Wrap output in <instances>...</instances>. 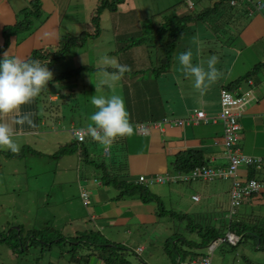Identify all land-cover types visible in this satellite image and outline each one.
Returning a JSON list of instances; mask_svg holds the SVG:
<instances>
[{
    "label": "crops",
    "instance_id": "obj_1",
    "mask_svg": "<svg viewBox=\"0 0 264 264\" xmlns=\"http://www.w3.org/2000/svg\"><path fill=\"white\" fill-rule=\"evenodd\" d=\"M33 1L0 0V58L9 52L21 59L47 60L48 68L53 72L48 87L32 104L24 106L33 114L34 125H18L14 138H20L22 142L30 138L40 146L39 149L45 147L55 151L48 154L55 158L54 154L63 145L74 147L71 144L77 139L71 128H88L90 115L97 111L91 103L86 107L81 105L77 95L89 102L94 95L118 94L125 100L134 133L116 137L111 142L114 156L110 145L102 144L113 163L121 162L116 172L125 173L122 178L134 183L142 175L152 181L176 176V181L142 185L154 195L152 201L144 202L138 193L123 195L122 189L107 184L103 179L105 172L113 171L106 164L98 169L93 158L99 153L101 143L88 134L84 142L77 144V152L56 158L55 180L65 188L57 187L55 190L59 192H54V196L77 199L73 203L76 207L72 208L76 215L66 217L72 222L71 228L78 231L87 226V221L95 220L103 238L130 248L143 264H193V259L199 258L196 251L200 248L202 256L210 258L211 264H264V188L248 197L231 217V180H184L180 176L185 173L179 174L173 166L177 155L187 150L197 151L203 162L189 172L202 166L214 169L229 166V153L223 143V123L218 120L195 124L191 115L195 110H203L209 117L220 116L222 88L253 73L254 69L256 73L252 77L242 80L237 87H234L235 83L230 89L247 97L236 147L245 155L264 159V7L257 6L264 0H247L253 5V12L239 31L231 35L205 32L196 44L175 48L170 69L163 73L156 71L159 63L155 62L152 49L135 39L142 33L139 20L149 19L153 13L147 8L141 15L136 11L135 0H124L118 10L110 14L104 10L100 16V34L90 36L91 39L88 37L84 44L79 39L85 32L95 33L92 18L101 0H39L40 15H31L30 27L6 36V27L15 26L27 13L32 14L29 5ZM134 25L138 27L132 32ZM103 28L105 32H102ZM107 34L111 36L105 38ZM205 47L211 51L210 56L206 55ZM188 49L193 52L192 63L205 70L211 56L218 58L215 67L220 73L219 78L203 93L194 88V77L187 76L178 62L179 54ZM120 66H127L128 70L121 73ZM75 70L78 72L72 73ZM67 102L74 113L64 117L70 122L68 132L71 139L58 133L52 137L58 140L56 144L46 147L50 140L46 135L56 130L53 124L46 128L49 125L47 117H55L56 114L60 123ZM164 118L185 122L180 126L170 123L163 124L161 128L154 126ZM139 123H146L149 131L142 132ZM84 143L89 150L84 151ZM75 153L78 157L71 159ZM60 174L64 178H60ZM249 177L264 181V168L252 170L241 166L239 178ZM192 182L196 185L190 187L189 192L179 191L175 186ZM83 190L88 192V201L83 200ZM172 196L180 198V204L188 207L187 211L191 213H184L182 217L183 214L173 211L171 203L167 202ZM194 196L199 199L195 200ZM232 221L240 224L234 230L231 229ZM209 225L216 228L218 235L207 245L200 246L202 239L193 229ZM240 228L246 230L239 234ZM186 230L191 231V237H186ZM230 236L232 240L228 239ZM184 248L193 250L196 257L189 258ZM96 259V264H104Z\"/></svg>",
    "mask_w": 264,
    "mask_h": 264
},
{
    "label": "rangeland",
    "instance_id": "obj_2",
    "mask_svg": "<svg viewBox=\"0 0 264 264\" xmlns=\"http://www.w3.org/2000/svg\"><path fill=\"white\" fill-rule=\"evenodd\" d=\"M215 1L216 0H135L137 4L136 11L141 12V15L145 13V9L147 8H149V11L153 10L152 16H150L149 19L144 18L142 19V22L139 20L138 25L141 24L140 32L142 33H139L135 39L138 41L141 40V44L146 43L148 48L152 49V55L156 62V60L158 61L159 59L158 55L162 58V53L158 54L154 47L151 48V40L153 39L152 33H154V29L152 28L154 27L153 20H156V23H161L162 21L171 18L173 15L177 17L176 15H182V13H194V11L198 13L211 6ZM140 2L145 5H142ZM171 5L177 6V8H171ZM29 6L31 7L32 4ZM107 12L110 14L112 11L107 9ZM153 17H155V19ZM24 18L25 17H23V19ZM188 25L191 28H189L188 31L183 33L182 36L177 39V46L175 48H179V46L187 47L192 44H196L198 40H202L205 32H214L202 22H189ZM137 27L138 26L134 25L132 32L135 31ZM150 30H152V32H150ZM105 31V28H103L102 32ZM222 34L223 32L221 31L220 35ZM166 35L167 34H165L164 37H166ZM110 36L111 35L107 34L104 37L109 38ZM88 39L91 38L89 37ZM205 52L206 55L210 56L211 51L207 47H205ZM74 98L75 97H72V99ZM77 98L78 102L85 107L91 103V101L88 102V100H81L79 94L77 95ZM71 103L74 104L75 102ZM65 105V115H62L60 118V123L56 114H54L55 117L52 115L47 117L49 125H47L46 128L53 124V126L56 127V130L51 134L46 135V138H50L49 142L46 143V147H52L56 144L58 140L52 137H56L58 133L64 134L71 139L68 132L70 122L64 120V117L74 115V113L72 112L73 110L70 109L71 106L68 108V102ZM14 139L21 146L20 150L25 148L24 153H26V155L10 157L7 155L10 150L0 149V238L4 239V237L8 236L11 232V237L8 241L6 240L7 242L0 240V264H68L67 261H71L76 255H78V257H84L80 258L81 261L79 260L78 263L70 264H96V258H86L89 251L87 247L88 243H85L87 240L80 245L81 252L73 250V246L71 245L72 242L69 241V239L73 240V238L77 237V240H80L82 239V234L86 233L88 236L91 232H101V230L98 229L95 220L92 221L89 219L86 223L87 226H84V229H79L77 231L76 229L73 230L71 228L72 222L66 219V217L68 215L71 217L76 215L72 208L76 207V204L73 203H75L77 199L70 196L67 199L54 196V192H59L58 190H55L57 187L62 190L65 188L59 185L55 180L54 174L57 172V159L48 155L54 153L55 151L51 152L52 150H48L45 147H43L42 150L39 149L40 146L32 142V139L30 140V138L28 141L23 142L20 141V138L15 137ZM93 145L90 144V146ZM99 146V153L96 155L97 158L94 156L93 160L97 164H106V167L113 172H116V169L119 170L120 167L118 163L121 164V162L113 163L111 155L105 154V148H103V145L100 144ZM110 149L112 153L113 147L111 145ZM112 155L114 156V152ZM75 156L78 157L77 153H75L71 159ZM91 159L92 157L89 158V160ZM88 165L90 166L91 164ZM100 174L102 173L100 172ZM121 174L125 175L123 172H121ZM60 178H64V175L60 174ZM195 185L196 183L192 182L180 183L175 186L179 187V191L183 189L184 191L189 192L190 187ZM190 193L189 199L192 195V192ZM68 195H70V193H68ZM179 199L180 198L177 196H172L167 202L171 203L170 207L174 209L173 211L180 214L191 213L187 211L188 207L180 204ZM185 200H187V198H185ZM19 226H23L24 231L22 232V236L24 240L18 239L14 235L16 231L18 232ZM33 227L38 228V230H42L46 237L63 236L66 238V241L61 240L59 243H56L51 250L46 249L44 252L41 251L40 247H32L23 250L19 244H23L25 241L27 242L25 246L27 247L29 245L28 242L30 239L27 238V235L30 232L29 230L34 229ZM181 228L183 230V226ZM48 229H55L56 233L49 232ZM102 233L105 234V232ZM185 234L186 237H191L190 230H186ZM89 238L91 239L92 237ZM84 239L86 238H83V240ZM73 244L75 247L77 241L73 242ZM184 249H186L185 252L188 253L189 258L196 257V255H193V250L190 248ZM200 249H197L196 252L199 259H202L205 256H202V250ZM183 254L185 255V253ZM130 258L133 264H143L139 261V258L136 257L134 252L130 254Z\"/></svg>",
    "mask_w": 264,
    "mask_h": 264
},
{
    "label": "trees",
    "instance_id": "obj_3",
    "mask_svg": "<svg viewBox=\"0 0 264 264\" xmlns=\"http://www.w3.org/2000/svg\"><path fill=\"white\" fill-rule=\"evenodd\" d=\"M123 1L124 0H101L100 5L98 6L95 12L96 15L92 18V22L95 26V33L89 34L85 32L83 35H81L79 42L84 44L88 37L98 36L101 32V29L99 27L101 13L106 9L111 11L118 10V5L121 4ZM231 1L232 0H216L211 6L203 9L198 13L194 11V13H188L186 15H176L177 17L173 15L171 18L166 19L161 23H156V20H153L154 27L152 28L154 29V33H152L153 39L151 40V47H154L158 54L162 53V58H160V56L158 55L159 65L156 71H158V73H163L170 69V64L173 59L175 47L177 46V39L190 28L188 25L189 22H202L214 32L222 31V35H231L233 32L239 31L241 27H243L244 23L248 21L249 15L253 12V5L248 3L247 0H233L235 1V3H231ZM171 8L176 9L177 6L172 5ZM31 9L32 14L27 13L28 15L25 16V18L22 19L20 22H18V24H16L15 26H8L4 29L6 36L15 31H25L26 29H28V27H30V24L33 20V16L40 15V1L34 0ZM153 18L155 19V17ZM150 32H152V30H150ZM165 34H167L166 37H164ZM75 40L78 41L77 39ZM255 70L256 69L253 70V73L247 74V76L240 78L238 81L233 82L226 88L232 89V86H234L235 83L236 85L234 87H237L242 80L246 81L250 77H252L254 73H256ZM77 72L78 70H75L72 73ZM78 143V141H76V143L73 142L71 145H73L74 147H68V145H63L54 154L55 158L62 157L63 155L71 152H77ZM83 148L84 151L87 149L89 150V146L85 143ZM24 149L25 148L21 149L19 153H12L11 151H8L9 153L7 155L10 157L26 155V153H24ZM200 158H202V156L197 151H182L177 155L176 162L173 166L179 172H188L189 170L203 163ZM103 165L104 164H98L99 168H101ZM251 169L255 170V168ZM122 176L125 175L117 172H110L109 174L105 172V174H103V179H106L105 182L107 184H114L115 187L122 189L121 194L123 195H135L136 193H138L141 195L142 200L144 202H149L154 199V195H151L148 187L130 183L127 178L123 179ZM183 216H185V214H183L182 217ZM230 224L232 230H234L235 227L240 225L239 223H234L233 221ZM33 228L34 229L29 230L30 232L27 235V238L30 239V241L28 242L29 245L26 247L25 244L27 242L25 241L23 242V244H19V246H21L23 250L32 247H40L41 251L44 252L46 249L51 250L53 246L56 243H59L61 240L66 241V238H64L63 236L46 237L42 230H38V228L36 227ZM240 229H238L239 234L243 233L246 230L241 229L240 231ZM23 231V226H19L18 232L16 231L14 235L18 239L24 240L22 236ZM48 231L56 233L55 229H48ZM193 231H196L195 233H197V235L202 239L201 243L198 244L200 246L207 245L212 239H214L218 235L216 228L212 227V225H209L207 227H200L197 229L196 227H194ZM10 237L11 232L8 234V236H5L4 239L0 238V240L7 242ZM89 237L92 238L90 239ZM77 238H73V240L69 239V241L72 242V249L81 252L80 245L85 242V240H87L85 243H88V250L92 252L88 251V256H86V258L96 257L99 260L103 261L104 264H133L130 259V254L134 251H132L130 248L121 245L120 243L111 242L110 240L103 238L101 233L98 231L91 232V234L88 236L86 233L82 234V239L80 240H77ZM83 238L86 239L83 240ZM75 241H77V244H75L76 246L74 247L73 242ZM83 257L84 256L78 257V255H76L72 258L71 261L68 260L67 262L68 264L78 263L80 258Z\"/></svg>",
    "mask_w": 264,
    "mask_h": 264
},
{
    "label": "clouds",
    "instance_id": "obj_4",
    "mask_svg": "<svg viewBox=\"0 0 264 264\" xmlns=\"http://www.w3.org/2000/svg\"><path fill=\"white\" fill-rule=\"evenodd\" d=\"M259 3H264L262 1L257 3L259 8H263L264 5L263 7H260ZM192 57L193 52L191 49H188L179 54L178 62L187 76L194 77V88L203 93L219 78L220 73L215 67L218 58L215 55L211 56L207 60V70H205V68L199 64L194 65L192 63ZM119 70L123 73L128 69L127 66H120ZM52 79L53 72L48 68L47 60L21 59L17 56L11 55L9 52H5L3 57L0 58V149L10 150L12 153L20 152L21 146L14 139L16 127L18 125L24 126L25 124L29 126L34 125L33 114L30 111H26L24 106L32 104L42 91L48 87V83ZM239 95H243L247 103L246 95ZM247 96H249V94H247ZM91 104L97 109V111L90 115L89 119L91 123L88 125V128H71V133L72 129L87 130L84 140L82 141L72 134L79 143L84 142L88 134H90L94 140L107 146L110 145L116 137L131 136L134 133V126L130 121V113L127 110L125 100L121 95H94L91 99ZM245 105L244 110H246ZM192 171H188V173H191ZM182 172L185 174L187 173L186 171ZM175 177H167L168 180L163 183H167L169 180L176 181L174 179ZM257 180L264 183L262 180ZM129 181L130 183H134L131 180ZM134 184L143 185L144 183L138 178L137 183ZM150 185L153 184H149L148 186ZM84 191L85 190H83L82 193ZM241 205L235 209V212H231V217L236 214Z\"/></svg>",
    "mask_w": 264,
    "mask_h": 264
},
{
    "label": "built area",
    "instance_id": "obj_5",
    "mask_svg": "<svg viewBox=\"0 0 264 264\" xmlns=\"http://www.w3.org/2000/svg\"><path fill=\"white\" fill-rule=\"evenodd\" d=\"M235 3V1H231ZM264 4L259 3L260 7ZM246 100L243 95L232 93L228 89H222L221 91V113L217 118H212L207 116L203 110H195L191 117L193 123L201 122H218L221 121L224 126L223 133V143L226 146L227 153L230 157V165L227 168L214 169L210 166H202L194 169L191 173L183 174L180 178L187 179H198L204 178L206 180H214L217 178L232 180L230 198H231V208L232 212L240 206L248 197L253 194L259 193L264 188V183L258 181L255 178H239L238 168L242 165L253 167L255 170H261L264 168V159L257 158L253 156L245 155L237 148L238 139L240 137L241 123L240 119L243 115L244 105ZM185 121L183 120H168L164 118L162 121L156 122L155 127L161 128L163 124H172V126L183 125ZM140 130L144 133L149 131V127L146 123L138 124ZM86 129H72V134L76 136L79 140H84ZM176 180V177L174 178ZM139 180L143 183L154 184L156 182H165L168 180L167 177H159L157 180L152 181L145 176H140ZM82 196L85 201H88V192L84 191ZM195 200H198V196H194ZM228 239L232 240L231 236ZM193 264H211V260L208 257L202 259L196 258L192 261ZM189 264V263H180Z\"/></svg>",
    "mask_w": 264,
    "mask_h": 264
},
{
    "label": "bare ground",
    "instance_id": "obj_6",
    "mask_svg": "<svg viewBox=\"0 0 264 264\" xmlns=\"http://www.w3.org/2000/svg\"><path fill=\"white\" fill-rule=\"evenodd\" d=\"M231 91V90H230ZM232 93H234L233 91H231Z\"/></svg>",
    "mask_w": 264,
    "mask_h": 264
}]
</instances>
